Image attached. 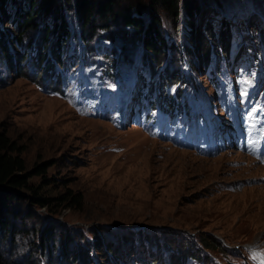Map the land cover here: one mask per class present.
Segmentation results:
<instances>
[{
    "label": "rangeland",
    "instance_id": "1",
    "mask_svg": "<svg viewBox=\"0 0 264 264\" xmlns=\"http://www.w3.org/2000/svg\"><path fill=\"white\" fill-rule=\"evenodd\" d=\"M39 1L32 0V9ZM4 2L0 30L13 37L9 45L23 54L21 72L30 77L10 73L0 64V134L19 147L27 170L47 165L43 177L28 179L38 188L37 195L56 198L70 190L82 200L78 206H53L54 214L38 207L28 190H17L20 197L10 206L21 214L10 240L0 234L1 260L71 264L78 262L80 252L91 264H174L170 254L177 253V247L171 251L165 241L182 238L215 264H258L247 254V246L264 256V162L256 157L253 130L254 122L264 128V100L245 117L252 133L245 151L240 141L222 149L221 130L207 111L197 116L208 118L204 131L197 130V117L191 118L189 111L172 119L149 106H157L158 92L173 98L179 90L180 103L214 107L216 95L209 82L214 69L223 87L231 89L229 97L238 91L244 96L253 76L263 95L264 0H199L197 11L204 9L196 23L195 13L190 19L180 9L176 32L164 27L172 49L154 72L139 49L130 52V61L120 57L117 42L109 39L96 38L85 46L75 22V0H56L71 32L58 48L61 64L53 74L57 80H42L33 63L36 50L12 21L13 6ZM191 20L201 39L198 64L194 58L197 73L185 53L187 46L193 51L197 46ZM223 21L231 33L227 49L217 38ZM43 22L52 24V17L41 16L38 24ZM211 36L212 60L203 67V39L210 42ZM44 230L57 237L41 249ZM60 236L69 240L60 241ZM212 238L218 248L203 247ZM62 243L75 258L59 259ZM118 245L116 258L107 247Z\"/></svg>",
    "mask_w": 264,
    "mask_h": 264
},
{
    "label": "trees",
    "instance_id": "2",
    "mask_svg": "<svg viewBox=\"0 0 264 264\" xmlns=\"http://www.w3.org/2000/svg\"><path fill=\"white\" fill-rule=\"evenodd\" d=\"M4 1L13 6L12 21L17 25L18 32L22 34L27 33L24 34L28 38L27 44L36 50V56L33 59L36 71L38 73L41 72L42 80L54 78L53 74L61 64L59 55L60 46L71 36L60 4H57L56 0H40L36 3L37 9H32L34 6L32 0L27 5H23L17 0H0V8H2ZM199 5V0H75V22L82 35V40L86 44L85 46H89L92 40L103 37L117 42L116 47L118 48L120 57L130 61V56H132L130 52L133 49H139L144 62L148 64L150 71L154 72L162 59L167 57V51L169 52V49H172L164 37L163 31L165 25L169 30L176 32L179 27L178 18L180 9H183L185 15L189 16L190 19L193 18L195 13L194 21L196 23V20L202 16L204 9L197 11L200 7ZM219 11L223 13L222 8ZM45 15L52 17V24L45 22L42 25L38 24V19ZM5 17V12L0 11L1 22L5 20ZM251 20V17H249L250 22ZM190 25L196 35L199 29H194L192 20L190 21ZM196 27L198 28L195 24ZM228 27L227 22H221L219 28L221 32L217 34V38L223 43L224 49L229 47V40L231 38ZM254 29L256 30V27ZM52 36L53 39L50 40ZM211 37L210 42H208L207 38L203 39V49L201 50L203 67L210 64L212 60L211 51L215 46V40L213 36ZM195 38L197 43L195 51L187 46V52L185 53L188 56L187 58L192 69L197 73L199 61L196 55L201 39L199 35H196ZM12 41L13 37L9 36L8 32L0 30V64L3 63L10 73L28 78L30 74L21 72L23 65H20V62L24 60V56L9 45ZM194 58L197 60V64H195ZM176 75L174 74V80L179 81ZM57 77L54 79L57 80L59 78ZM170 78L172 77L170 76ZM0 81H2L1 71ZM46 168L47 165L36 164L30 170H27L19 147L5 134H0V234L2 237H8L9 240L12 238L14 220L21 214L18 209L10 206L11 202L20 197V193L17 190H28L32 193L31 195L33 196L31 198L38 207H45L54 214H56L57 209L53 208V206L56 207L59 204L65 203L67 207H70L78 206L81 203L82 196L72 193L70 190H67L64 195L56 198L37 195L38 188L30 184L28 179L34 175L43 177ZM41 235V249L47 246L48 241L53 242L57 237L54 236L55 234L45 230L42 231ZM63 238L64 240H69L67 236H60V241ZM165 242L171 251H175L173 249L174 246L177 247V253L170 254L174 259L172 261L174 264H187V259H191L189 264H195V262L215 264L207 256H203L202 251L195 245L184 241L182 238H171L169 242L167 240ZM202 245L205 248H218L219 242L212 238L210 241H204ZM118 248L121 249V246L118 245L115 249L107 247V252H115L114 255H117V258L118 253H116V250ZM163 251L166 250L163 249ZM60 253V260L64 256H73L75 258L74 251L68 250L66 245L61 246ZM86 258L85 254L79 252L78 262L72 261L71 264H91L88 258ZM0 264H5L1 258ZM150 264H156V262Z\"/></svg>",
    "mask_w": 264,
    "mask_h": 264
},
{
    "label": "bare ground",
    "instance_id": "3",
    "mask_svg": "<svg viewBox=\"0 0 264 264\" xmlns=\"http://www.w3.org/2000/svg\"><path fill=\"white\" fill-rule=\"evenodd\" d=\"M70 53H71V51H70ZM80 57V56H79ZM82 66V65H81Z\"/></svg>",
    "mask_w": 264,
    "mask_h": 264
}]
</instances>
